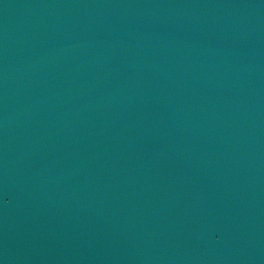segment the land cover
I'll use <instances>...</instances> for the list:
<instances>
[{"label": "water", "instance_id": "obj_1", "mask_svg": "<svg viewBox=\"0 0 264 264\" xmlns=\"http://www.w3.org/2000/svg\"><path fill=\"white\" fill-rule=\"evenodd\" d=\"M0 264H264V0H0Z\"/></svg>", "mask_w": 264, "mask_h": 264}]
</instances>
